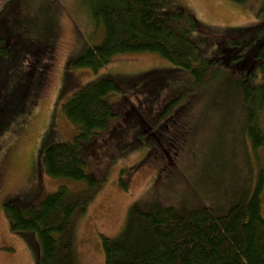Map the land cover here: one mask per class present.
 I'll use <instances>...</instances> for the list:
<instances>
[{
	"label": "rangeland",
	"instance_id": "obj_1",
	"mask_svg": "<svg viewBox=\"0 0 264 264\" xmlns=\"http://www.w3.org/2000/svg\"><path fill=\"white\" fill-rule=\"evenodd\" d=\"M180 1L216 38L205 46L206 58L227 73L262 75L256 53L264 42L263 0ZM0 27L10 45L0 56V264H40L41 257L37 233L13 230L6 203L37 202L61 184L86 187L48 175L43 156L49 145L73 140L78 128L64 104L100 78L115 79L121 90L105 97L116 112L113 128L79 148L86 169L103 183L77 220L75 264H105L102 235L118 236L130 206L155 187L162 198L181 203L203 189L206 198L230 194L245 182L253 189L264 176V148L249 149L248 159L240 155L233 142L238 126L227 122L231 111L220 97L216 103L217 83L194 93L189 73L151 51L119 53L98 69L72 64L104 37L90 0H0ZM181 94V120L160 121L166 104ZM262 198L264 217V190Z\"/></svg>",
	"mask_w": 264,
	"mask_h": 264
},
{
	"label": "trees",
	"instance_id": "obj_2",
	"mask_svg": "<svg viewBox=\"0 0 264 264\" xmlns=\"http://www.w3.org/2000/svg\"><path fill=\"white\" fill-rule=\"evenodd\" d=\"M261 6L264 11V0ZM90 11L103 25L104 37L74 59L73 65L98 69L119 53L157 52L193 77L194 93H205L217 83L216 103L220 97V105L231 111L227 122L238 126L233 142L242 149L240 155L248 159L249 149L258 153L264 148V42L256 53L262 75L251 71L236 75L223 71L216 59L206 58L205 46L216 38L183 1L90 0ZM9 52L0 27V56ZM119 90L115 79L103 77L73 94L63 109L77 126V134L72 141L45 149L43 164L48 175L83 181L86 187L72 190L61 184L37 202L5 204L13 230L37 233L40 264H75L77 220L87 213L103 183L86 169L79 148L111 127L116 112L105 97ZM184 96L166 104L160 121L181 120ZM120 184L127 187L124 179ZM263 184L261 172L253 189L245 182L237 191L208 198L203 189L181 203L162 198L159 186L155 187L130 206L118 236L102 235L105 264H264Z\"/></svg>",
	"mask_w": 264,
	"mask_h": 264
}]
</instances>
